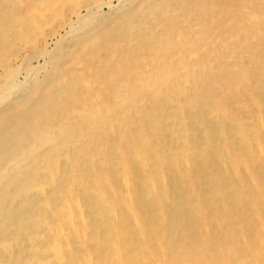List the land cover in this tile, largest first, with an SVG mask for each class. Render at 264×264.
I'll use <instances>...</instances> for the list:
<instances>
[{
    "label": "bare ground",
    "instance_id": "1",
    "mask_svg": "<svg viewBox=\"0 0 264 264\" xmlns=\"http://www.w3.org/2000/svg\"><path fill=\"white\" fill-rule=\"evenodd\" d=\"M64 1L0 0V41L6 43L13 38V30L27 27L36 16L46 19L51 12L57 13V23L70 25L67 13L60 9ZM163 1L171 6L179 4L177 0ZM106 3L110 0H78V6H71V13L87 7V15H93L92 9ZM133 13L134 9H131L118 21L121 25L115 30L120 34L116 41L109 38L114 30L106 27L99 31L98 26H94L83 34H76L66 49L63 44V49L58 47L60 49L53 54H47L49 58L45 64H52V67L43 79L36 77L39 66H31L30 60L23 58V64L19 62L18 67L26 70L25 86L24 81L17 78L21 68L9 66L0 72V264H182L187 259L190 261L183 264L191 261L193 264H264V237L254 235L259 226L264 228V190L252 173L247 157L239 170L235 165L236 156H216V140L213 142L212 129L208 125H204L198 135L188 128L186 136L180 139L174 156H191L185 168L176 158L166 161L168 150L157 149L150 142H135L122 134L124 124H133L136 114L147 117L151 105V97L142 96L135 89V83L129 81V75L138 72V82L146 88L156 89L158 98H163L161 96L171 87L168 86L170 80L165 82L162 76L175 63L171 45L175 36L183 35L174 24L176 14L164 25V32L154 36L152 21L146 22L143 12ZM221 19L215 24L225 27ZM210 24H197L196 39L182 49L184 63L192 64L193 68L189 80L182 83L184 86L177 85L179 94L185 93V86L199 91L205 84L206 64L201 57L192 63L189 58L196 52L195 46L209 38L207 26ZM93 32L100 33L98 38L102 43L87 52L86 40ZM128 34L135 35L141 48L155 52L147 60L137 56L141 60L138 66L129 65L127 61L116 63L110 57L113 52L125 53ZM62 41L59 40V44ZM210 45L212 57L223 60L217 40L212 39ZM230 46L229 52L234 49ZM44 51L42 48L40 53ZM33 53L34 50L31 55ZM94 57L98 59L96 62L92 61ZM6 59L15 63L17 56ZM80 60L92 62V65L86 70H78L76 66ZM44 65H40V69ZM69 65V69L74 70L68 71ZM240 81L248 82L245 72ZM230 88L225 87L228 91ZM95 90L104 96L101 105L91 100ZM237 133L238 140L234 142L222 132L226 140L221 143L226 151L234 144L249 140L244 129L238 128ZM258 134L260 136V133H254L257 138L248 150L253 158H262L260 155L264 154V141ZM138 135H145V131ZM112 156L118 158L113 167L109 165ZM130 161L139 166L135 172L141 170L146 175L145 187L133 189L134 194L128 192ZM165 161L169 166L175 164L178 167L174 171L176 181L174 178L165 180ZM208 166L216 168L219 178L227 177L219 179V186L212 193L205 194L198 186V176L206 174L200 169ZM230 169L234 180L229 179ZM114 175L119 179L117 188L112 185ZM183 180L186 192L193 191L191 193L197 196L195 202L187 206V202H181L191 193L181 192L179 182ZM240 180L244 192L253 196L250 200L252 211L246 218L237 213V209L233 210L236 205L239 208V202L235 204L224 187L227 182L237 187ZM157 189H161L157 199L150 201L147 197ZM210 201L214 208L208 211ZM169 205L171 207L166 211ZM186 208L204 210L186 216ZM215 212L217 215L212 218ZM211 219H215V224ZM252 221L257 223L254 230ZM201 224H208L211 231L201 233ZM231 227L237 229L231 230ZM164 232L175 235L174 240H168ZM186 232L193 234L192 241L187 239L189 235H184ZM243 237L249 243L247 246L239 241ZM172 242L178 243L180 249L170 258L159 257L150 251L152 248L163 249ZM260 243L263 252L255 246Z\"/></svg>",
    "mask_w": 264,
    "mask_h": 264
},
{
    "label": "rangeland",
    "instance_id": "2",
    "mask_svg": "<svg viewBox=\"0 0 264 264\" xmlns=\"http://www.w3.org/2000/svg\"><path fill=\"white\" fill-rule=\"evenodd\" d=\"M177 2H179L177 6H171V4H166L163 0H110L109 4H102L99 6L100 8L92 9L94 16H88L86 12H88L89 9L87 7H80L76 11L77 14L76 12L71 13V9H73L71 6H78V0H65L64 6L60 9L67 13V16L71 22L70 25H63L62 22L57 23V13L51 12L52 14L47 16L46 19L36 16V19L32 21L33 23L28 24L27 27L24 26L13 30V38L6 41V43L4 40L0 41V43H2V45H0V72L4 67L12 66V69H14V66H16L17 68L20 66L18 64L22 63L21 61H26L28 59V61L30 60L29 63L31 66H39V69L36 70L37 79H43L45 73L52 67V64H45V60L47 59L46 61H48L49 58L47 56L56 52L63 46V44V48L66 49L72 43L73 39L76 37V34H83L94 26H98L99 31L102 28L104 29L109 27V30H114L109 38L112 41H116L120 35L117 33V31H115L117 30L116 27L121 25V23L119 25L118 21H120L124 13L134 9L133 14L136 15L139 12H143L146 22L152 21V24L155 25L154 36H156L164 32V25L170 22L171 19H173V15L176 14L174 24L178 27L177 29H180L178 30L180 33L183 32V35L175 36L173 45H171V51L173 54L172 56L174 57L175 63H173L162 76L163 81L166 82L170 80V82L168 81V86L171 88L161 96L163 98H158L156 95V89L146 88L142 82H138V79L136 78L138 76V72H133L130 74L129 81H131L133 84L135 83V89H138L140 93H142V96L151 97V105L148 109V116L146 117L145 114H136L133 124L129 122L124 124L122 134L127 138L130 136V138L135 142H150L157 149L168 150L167 154L169 158L166 159V161L171 160L172 157L176 158L178 159L179 164L185 168L187 160L190 161L192 159L191 156H189V158L180 154L174 156L175 150L177 149L176 147L180 145V139H183L186 136L188 128L192 129V132L198 135L203 126L208 125L212 129L211 138L213 142L216 140V143H214L215 155L221 157L232 155L236 156L234 158H237L235 165L239 170H241L243 160H246L247 157V160H250L252 165V173L257 176V182L261 185L260 188L264 190V159H262L264 154L262 153L260 155L262 158H253L248 151L254 139L257 138L254 137V133H260V136L258 134V137L260 140L264 141V0H177ZM110 10L111 12H109ZM95 11L96 13H94ZM221 18H223L222 23L224 22L225 27L223 25L215 24V22H221ZM198 21L204 24L207 22L211 23L208 25L209 27L207 26L209 38L202 39L199 42V45L195 46L194 52L195 50L196 52L189 58V60H191L192 63L194 59L200 57L202 58L203 62L208 68L205 76L206 85L203 84L199 91L193 89L192 86H185L183 88L185 93L179 94L177 85L181 84L184 86L182 83L185 82V80H189V75L193 68L192 64L186 65L184 63L181 54L183 51L182 49L183 47L188 46L190 44L189 42H192L193 39H196V26L197 24H200ZM30 29L31 31L29 32ZM72 29L75 30L72 31ZM122 29L124 30V28ZM222 30H224L225 33L221 32ZM65 31H67V34ZM97 33L98 32H93L92 37L87 38V52L93 51L94 48L98 47V43H102V39L98 38L100 33H98V35ZM167 33L169 34L170 32ZM17 34L20 35L17 36ZM174 34L176 35V31ZM134 36V34L127 35L129 43L124 54H117V52H113L111 54L110 57L113 62L124 63L127 61L129 65L138 66L141 60H147L153 53H155L153 50L141 48V42L136 40ZM185 36L188 38L187 41L185 40ZM212 39L217 40L218 48L221 50L219 54L223 60H215L212 57V49L210 45V41ZM59 40L63 41L59 44ZM229 45L234 47V49H231L233 51L229 52V49H227ZM55 46L57 47L55 48ZM42 48L45 49V51L40 53ZM33 50L34 53L31 55ZM14 55L17 56V61L15 63H12L10 60L6 59L7 56ZM27 55L28 57L26 58ZM225 55H228V57H225ZM32 56H35V58ZM137 56H139L140 59L142 56L143 58L139 61ZM7 60L8 62H6ZM97 60L98 59L94 57L92 61L96 62ZM80 61L81 62L78 64V66H76L78 70H86L92 65V62L83 60ZM59 63L60 62L58 61L57 64ZM40 65L44 66L40 69ZM70 67L71 65H69V67L66 69L68 71L74 70L69 69ZM19 68H21V73L17 76V78L19 77V81H24L26 70H24L22 66L18 67L17 69ZM224 68L227 70L225 71ZM143 72H146V70H143ZM243 72L247 74V83H241L240 81L241 74ZM26 84L27 81H24L23 85L25 86ZM227 85L232 88H230V91L225 89ZM103 98V94L97 90H95L91 96V100L98 105L102 104ZM183 98H185V100ZM125 106L127 107L128 105ZM238 128L244 129V132L245 134L247 133L249 140L234 144L232 149L226 151L221 143L226 140V137L223 136L222 132H224L228 138H232L235 142L238 140ZM142 131H145V135L139 136L138 133ZM220 136H223L224 138L219 140ZM117 161L118 158L112 156L110 161L111 164L109 165L113 167L114 162ZM166 161L163 162L165 166L163 167V173L165 180L168 182L170 179L174 178V171H177L178 167L174 166L175 164L169 166L167 164L168 162ZM132 162L133 161H130L131 178L128 183V192L134 194L132 192L133 189L137 191L142 190L143 187H145L144 184H146V175L141 170L139 172H135L139 170V166ZM111 171L112 169H110V172ZM200 171L206 172V174L204 173L203 176H198V186L201 188L203 193L205 192V194L212 193L216 188H218L219 179L222 178L225 180L227 177L223 175L221 178H219L214 166L205 167L204 169H200ZM229 171L231 173L228 175L229 179L234 180L232 169ZM241 173L243 174L244 170L243 172L241 171ZM133 174L134 176H132ZM115 175L112 185L113 187L115 186V188H117L119 186V179ZM174 180L176 181L175 178ZM179 184L181 185V192H185L186 194L193 192H186V182L184 180L179 182ZM224 187L226 190L225 192H228V195H231L230 197L233 198V202H235V204L236 202H239V208L236 205L234 206L233 210L237 209V213L241 215L243 214L245 218L246 216H249L252 211L250 200H252L253 196H250L247 192H244V187L241 180L237 181V187H232L230 182H227V185H224ZM160 191L161 189L154 190L155 193H152V196L150 194V197L147 198L150 201L156 200ZM240 191L242 192V195L240 194L239 196ZM195 197L197 196L191 193L186 198H183L184 202H181V204H185L187 202L185 204L187 206L188 204L195 202ZM207 206L208 211L214 208L211 201ZM170 207L171 205L166 207L165 210L168 211ZM185 210L187 211H185L186 216H193L204 209L198 210L197 208H191V210H188L186 208ZM209 214H211V212H209ZM216 215V212L212 214V218L216 217ZM210 221L215 224V219H213V221L211 219ZM256 224V221H252L251 226H253V230ZM201 227L202 230L200 231L203 234H207L208 231H211L210 227H208V224H201ZM233 229L235 230L237 228L231 227V230ZM190 233L186 232L184 235H189V238L187 239L192 241L194 237L193 234ZM255 234H262L264 237V228H260L259 226L258 230H254V235ZM163 235H166V238L168 237V240L170 241H173L175 238V235H170L166 232H164ZM239 241L241 244L243 243L247 246L248 242L246 238H239ZM255 246L259 248L260 251H262L261 243L258 245L255 244ZM167 247H163V249L152 248L150 251L152 254H159V257L170 258L172 254L180 249V245L175 242H172ZM187 261L190 260L187 259L183 262L186 263ZM243 263L245 264V262ZM188 264H193V262L191 261Z\"/></svg>",
    "mask_w": 264,
    "mask_h": 264
}]
</instances>
